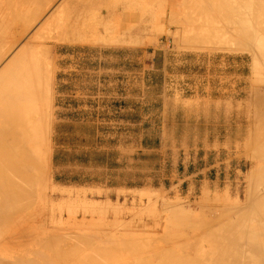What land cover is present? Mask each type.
Segmentation results:
<instances>
[{"label": "rangeland", "instance_id": "obj_1", "mask_svg": "<svg viewBox=\"0 0 264 264\" xmlns=\"http://www.w3.org/2000/svg\"><path fill=\"white\" fill-rule=\"evenodd\" d=\"M66 1L54 0L49 5L44 0L47 7L40 11L45 13L10 54L14 55L30 40L27 53L37 54L48 49V61L52 60L54 66L48 180L43 190L34 188L36 193L30 186L35 199L32 194L28 197L29 202L31 198L34 200L28 207L30 252L32 248L40 249L37 246L43 241L41 237L48 234L51 235L47 238H59L61 244L70 245H62L68 247L67 252L73 250L70 247L78 238L75 244H80L79 247L86 240L93 243V248L110 246L118 251L119 257L121 253L123 256L127 245L132 248V243L137 245L133 248L142 246L143 250L159 251L172 246L169 237L176 239L177 234L194 237L195 233L198 235V227L210 222L212 216L219 213V217H226L232 209L230 206L236 203L243 206L247 189L252 187L249 182L257 178L252 172L258 166L245 143L254 125V113L261 109L251 99H244V93L251 86L263 83L258 82L264 81V67L261 61V65L258 62L253 67L250 52L235 50L243 47L238 44L232 47L230 39L228 43H220L219 39L207 35L206 30H209L213 31L209 35L217 37L214 30L218 27L222 31L226 26L219 10H214L218 9L217 1L223 0H211L215 6L209 0L206 1L210 3L191 0L202 2V6L195 3L197 8L188 0H78L81 13L78 17L106 16V20L117 18L118 22V16L124 20L128 14L129 17L122 20L124 23H118L122 24L121 28L118 26L121 30L146 24L147 29L140 36L135 34L129 39L120 35L109 42L108 39L90 41L92 39L86 36L71 34L74 41L69 32H64L68 31L65 29L70 17L68 7L67 15L64 13L59 21L61 26L65 25L64 29L51 33L40 29L43 22H48L52 11ZM216 13V17L213 16ZM125 21L130 24L126 25ZM220 22L224 27H219ZM214 24L219 26L211 30L210 25L214 28ZM120 29L119 32L124 31ZM205 34L206 39L210 37L208 40ZM223 37L224 41L225 35ZM238 91L243 93L235 100ZM219 101V108L212 109V103ZM230 102L234 109L227 107ZM233 102L242 104L237 108ZM261 104L264 108V102ZM28 148L35 149L34 146ZM198 233V236L204 234ZM37 238H40L39 244ZM55 240V243L50 241L65 251ZM86 246L81 247L82 250ZM105 250L102 254L93 250L104 260L100 259L102 256L92 255V251L88 255L106 264ZM82 252H79L82 256L76 253L77 257L80 255L76 260L84 259L85 250ZM113 256L116 257V253Z\"/></svg>", "mask_w": 264, "mask_h": 264}, {"label": "bare ground", "instance_id": "obj_2", "mask_svg": "<svg viewBox=\"0 0 264 264\" xmlns=\"http://www.w3.org/2000/svg\"><path fill=\"white\" fill-rule=\"evenodd\" d=\"M50 1L48 0L47 2V0H45V4L47 3L49 5H52V2L54 0ZM188 1H190V4L196 3L199 6L202 3L200 2L198 4L197 2H191V0ZM209 1L212 5H216V3L214 4L212 2L213 0ZM183 3L186 4L185 2ZM196 4L195 7L197 6ZM207 5L205 4V6ZM217 6L218 9L217 7H214V10H219L220 13L218 14H222L223 22L224 19L226 20L224 23L226 26L224 27V24H222L221 22L220 26L218 24H214V28L212 27V25H210L211 30L215 29L216 26L222 27V25L224 28L221 31L219 30L220 28L218 29L217 27L216 29H218L220 32H217L218 30L216 29V31L214 30V34L217 35V37L211 35L213 31L209 30H206L208 31L207 35L210 37L213 36V38H216V40L219 39L220 41H218L220 43H228L227 39H230L229 43L232 42V47L235 48V44L243 47H236L237 49L235 48V50L239 49V51H241V49H243L242 52H250L253 67H255V65L260 61L262 62V66L264 67V26H262L264 24V0H223L220 2L217 1ZM44 7H47V5L44 6V0H0V63L5 60L3 66L0 67V264H57L59 261H62V264H103L104 258L102 255H100L102 256L100 257L98 253L102 254L103 250L105 249L106 250L104 251V254H106V256L104 254L103 255L106 260L104 263L108 262L106 264H264V108L262 107L263 104H261V102H264V81L262 79V81L258 80V83L263 82L261 84L257 83L259 85L258 87L256 86L252 88V86L250 85L251 89L248 92L244 93V99H251L254 104H258L261 109L256 110L254 113V125L252 126L253 128L251 129V132H249L248 139L245 143V147H250L249 149L252 150L253 155L250 153V156H254L253 160L258 166L252 172V176H254V178H257L254 180L252 177L253 180H250V182H252H249V186L250 184L252 185L253 191L251 190V186V188L248 187V189H250H247L245 204H243V206H240V204L237 205V203L236 206H230V208L232 209L231 211L229 209L226 217H219V213L214 209L215 213L217 212L218 214H216V216H212L210 222L206 223L204 221L203 224L206 223V225H200L201 227H198L199 232H204L202 236H198L200 235L198 231V235H196L195 233L194 237L192 235L184 236V234L181 235L179 233L180 235L177 234L176 239L175 236L173 238L172 236L169 237L170 239H175L174 241L172 240L173 242L170 239H167L170 244L172 243V246H170V248L165 249L164 247L166 246H164L162 247L164 249L160 248L161 250L159 251H149L148 249H144V251L142 246L141 248H139L140 246L138 248H133V245L135 244L130 243L132 248L127 245V252L124 251V254L126 252L125 257H123L124 254L121 257L122 253L119 257V253H117L118 251L111 249L110 246L107 247L105 245V247H103L104 249L101 246H99V248H93V243H90V241L86 242V240H81V247L86 246V243L88 244L89 242L88 245L90 247L92 246L91 248H93L91 250L89 246H86L87 249L83 248L85 250L84 252V250L79 247L80 244L78 246L77 244H75L79 242V238L74 243L77 238L76 237L75 240L73 238L74 241L70 239V242L72 240L74 243V247L73 245H71L70 248H73V250L75 249L76 251H69V249V252H67V248L70 245L61 244V240L59 238V240L55 238L56 240H54L61 246L68 245V247L66 246L67 248H65V246L61 247L63 249H66L65 251L61 250L59 249V245L52 244V242L54 241L52 240V238L49 239L46 237L51 234H44L46 236L41 237V239L43 238V241L41 240L42 242L40 246H37V248L40 247V249L46 251L43 252L40 251V249L31 247L33 249L32 251L37 250L38 254L35 251V254H33L34 256L37 254V257H34L32 255L31 257L33 258L30 259V254L32 253V251L30 252V210L28 207L31 205L30 203L32 201L34 202V200H32L31 198V202H29L30 199H28V197L30 194L35 195L36 192L34 188H36V186L42 189V187H44L45 181L48 180L46 179V176L48 175L46 166L49 158L48 147H50L48 146V134L50 126L49 109L52 87L51 80L52 76L54 75H52V73L54 72V66H52V60L48 61V49H43V51H40L39 53L37 51V54L33 52H28L29 54L27 53V51L29 50L26 51V47L31 43L30 40L23 44L14 55L10 54L14 49V46L20 42L21 38H23L25 34H27L28 30H30V28L34 26V24H36L38 20H40V17L45 13L44 11L46 9L43 11L44 13H42L40 10H43L42 8ZM67 7L70 8V17L68 19V25L65 28L68 31L64 32H69L70 35L79 34L83 35L82 37L86 36L87 38L92 39L90 41L108 39L107 41L109 42L115 37L119 38L120 35L121 38L122 36H127L130 39V37L135 34L139 36L142 35V33H145L144 31L147 29L146 24L142 22V24L138 25L137 27L135 26V28H132L131 26L126 27L127 24H130L127 23V21H129L127 20L125 21L126 25L123 24V27L125 26L126 28L124 27L125 30L122 29L124 30L122 31L120 29L122 27V24H120V27L118 23L119 21L122 23L124 20H126L127 17H129L128 14L126 19L123 20L122 18L123 21L120 19V16H118V22L117 18L116 20L114 18L106 20V16L95 17L93 15H82V17H78L80 16L78 14H81L79 11L80 6H78V0H67L65 4L60 6L58 5L54 9V11H52V15H50L51 17L49 18L48 22H43L40 25V29H44L47 33H51L57 29L60 30V28L64 29L63 26L65 25L61 26L59 24V21L61 19L60 17L62 15L64 16V13L65 16L67 15L65 12L67 11ZM202 8H200V11H202ZM208 9L210 10V6ZM137 11H139V9ZM207 11L206 13H210ZM39 12H41L42 14ZM139 14H137L138 17ZM216 15L217 13L213 16L216 17ZM134 16L131 15V17ZM252 17H255V19H253ZM131 20L132 18L130 19V21ZM215 23L217 22L215 21ZM155 28L157 29V27ZM119 29L122 32H119ZM210 32L211 34L209 35ZM57 33L60 32L58 31ZM220 33L225 35L226 39L224 41V37L223 35L221 37ZM38 36V38H40V35ZM204 36L206 39V34ZM210 37H208L206 40H208ZM74 41L76 40L74 39ZM81 42L83 44V41ZM231 45L229 44L228 46L230 47ZM223 50L221 49V51ZM227 50L228 49H226L225 51ZM50 57H52V55H50ZM253 76H255V73L253 74ZM254 84L256 85V83ZM238 92L234 97L235 100L237 99V97L242 95L241 93H243V91L239 93ZM213 102L215 101L213 100ZM248 102L247 104L250 105L251 102ZM220 103L221 101H219V103L217 102L216 104L212 103L211 108L217 107V105ZM241 104L242 103H234L237 108L240 107ZM227 107L233 108L231 102L227 105ZM28 146H34L35 149H29ZM249 149H247V151H249ZM254 181L256 182L253 185ZM27 183L30 185L27 186ZM30 186H33V189ZM27 189H29V191H27ZM31 189L34 190L35 193H33ZM34 195L32 196L33 198ZM222 215H224V213ZM179 227L181 228L180 225ZM34 237L35 236H33V238ZM84 238L82 239L84 240ZM64 239H62L63 242ZM38 240L40 241V238H37V243L39 244L40 242H38ZM44 240H46L47 242H45ZM168 241L167 243H169ZM35 245L37 244L35 243ZM55 245L56 248H54ZM142 245L144 244L142 243ZM96 248L99 249L100 252L96 250ZM115 249L117 250V248ZM87 250H89V252L92 251L90 252L92 253V255H98V257L103 260L100 261V259L97 258L96 261V257H91L90 255H88L90 253ZM93 250H96L95 252L98 253L93 252ZM111 250L113 251L112 253L114 255L116 253V257L111 254ZM123 250L125 249L122 248V251ZM48 251L49 253H46ZM147 251L151 253H148ZM79 252H82L84 256L86 254L85 257H82L84 259H81L80 257L79 260H76L80 256L79 254H81ZM145 252L148 254L146 255ZM68 253H70L69 260H67V258L69 257V255L67 256ZM73 253H75V255ZM76 253H79L77 254L79 255L78 257L76 256ZM127 253L130 257L127 255ZM71 254L73 256H71ZM89 256L94 260L91 258H87ZM126 256L128 258H126ZM73 257H77L75 258V261ZM70 260H73L71 261L73 263H70ZM98 260L102 263H100Z\"/></svg>", "mask_w": 264, "mask_h": 264}]
</instances>
